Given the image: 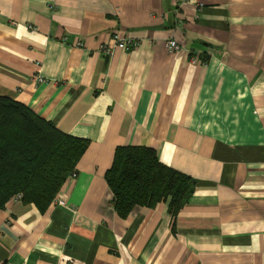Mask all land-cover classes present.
<instances>
[{
	"label": "crops",
	"instance_id": "1",
	"mask_svg": "<svg viewBox=\"0 0 264 264\" xmlns=\"http://www.w3.org/2000/svg\"><path fill=\"white\" fill-rule=\"evenodd\" d=\"M0 95L89 140L45 211L0 207V264H264V0H0ZM125 145L194 178L175 218L118 216Z\"/></svg>",
	"mask_w": 264,
	"mask_h": 264
},
{
	"label": "trees",
	"instance_id": "2",
	"mask_svg": "<svg viewBox=\"0 0 264 264\" xmlns=\"http://www.w3.org/2000/svg\"><path fill=\"white\" fill-rule=\"evenodd\" d=\"M89 140L69 135L26 105L0 95V207L16 196L45 211ZM118 216L165 202L176 217L194 191L191 176L162 163L148 146H118L105 173Z\"/></svg>",
	"mask_w": 264,
	"mask_h": 264
},
{
	"label": "built area",
	"instance_id": "3",
	"mask_svg": "<svg viewBox=\"0 0 264 264\" xmlns=\"http://www.w3.org/2000/svg\"><path fill=\"white\" fill-rule=\"evenodd\" d=\"M28 29H33L32 25L26 26ZM113 39V45L107 46V45H101L100 50L107 55L113 54L115 49H121L124 51H129L131 49H135L139 46V41L133 40L129 37L123 36L120 37L117 33H113L112 36ZM79 44V43H78ZM165 48L171 52L174 53L178 51L179 49V43L175 39H168L165 43ZM195 59L193 58L192 61ZM37 81H44V79L40 75H36ZM69 177H76V172L73 171ZM15 199H20V196H16ZM58 203L63 204L64 202L61 199L56 200Z\"/></svg>",
	"mask_w": 264,
	"mask_h": 264
}]
</instances>
